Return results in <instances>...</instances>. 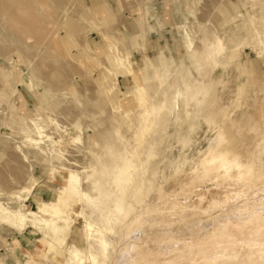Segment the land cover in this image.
Segmentation results:
<instances>
[{
	"label": "rangeland",
	"instance_id": "rangeland-1",
	"mask_svg": "<svg viewBox=\"0 0 264 264\" xmlns=\"http://www.w3.org/2000/svg\"><path fill=\"white\" fill-rule=\"evenodd\" d=\"M0 264H264V0H0Z\"/></svg>",
	"mask_w": 264,
	"mask_h": 264
},
{
	"label": "bare ground",
	"instance_id": "bare-ground-1",
	"mask_svg": "<svg viewBox=\"0 0 264 264\" xmlns=\"http://www.w3.org/2000/svg\"><path fill=\"white\" fill-rule=\"evenodd\" d=\"M210 117V116H209ZM161 119V118H160ZM159 119V120H160ZM208 122V121H207ZM212 122H213V120H212ZM151 123H152V125L150 126L149 125V127H147V131H148V129L149 130H155V129H157L158 128V121L156 122V119H153V120H151ZM216 127V126H215ZM219 130V129H218ZM222 134H223V131L222 130H219L218 132H217V134H216V138L217 139H219V137H222ZM186 139V138H185ZM227 139V138H226ZM184 141V140H183ZM231 143H232V145L234 144L232 141H231ZM185 144H186V142H185ZM232 145H230V142L229 141H225V144H224V146H222V147H224V149H223V151H222V153L220 154L221 156H225L224 157V159H227V160H230V161H235V163H236V160H237V153L234 151V148H231V146ZM233 149V150H232ZM219 152L218 153H220V150H218ZM216 153H217V151H215ZM208 153H210V152H208ZM212 153V152H211ZM217 153V154H218ZM211 155H213V154H211ZM209 157H210V155H209ZM211 158H213V156L211 157ZM256 159H258V158H256ZM128 161V160H127ZM243 166H244V164H243ZM133 165H132V163H131V161L130 162H127V164L125 165V167L123 168V170H124V175L122 176V174H120V175H118V177H116V180H117V184H118V187H117V190H116V194H115V199L116 198H122L124 195H126L127 193H126V191L125 190H129V187H128V185L126 184H122V182H121V179L123 178V177H126V178H128V177H130L131 176V174H132V170H133ZM251 173H252V171H251ZM249 175V174H248ZM256 177V176H255ZM259 177V176H258ZM255 179V178H254ZM141 193V190L138 188V189H135V190H133L132 192H131V194H127V198L129 197V199L130 200H134V199H136L137 197H138V195ZM115 207H116V209H117V212H121L120 214H122V211H123V209H125V207L126 206H124V207H122V206H120L118 203H116L115 204ZM105 220H104V222H103V226L106 228V229H110V228H112V230H114L115 229V221H111L107 216H105V218H104ZM98 241H99V243H100V246H101V248L103 249L105 246H106V241H105V239H104V237L103 238H98L97 239ZM129 248V247H128ZM204 258H206V257H204ZM204 261H206V260H204ZM207 261H209L208 259H207ZM206 261V262H207Z\"/></svg>",
	"mask_w": 264,
	"mask_h": 264
}]
</instances>
